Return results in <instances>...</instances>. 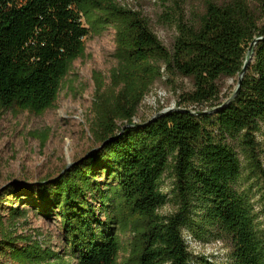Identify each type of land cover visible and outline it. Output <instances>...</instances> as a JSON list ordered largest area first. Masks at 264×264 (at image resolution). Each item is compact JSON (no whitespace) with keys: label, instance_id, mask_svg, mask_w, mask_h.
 Segmentation results:
<instances>
[{"label":"trees","instance_id":"1","mask_svg":"<svg viewBox=\"0 0 264 264\" xmlns=\"http://www.w3.org/2000/svg\"><path fill=\"white\" fill-rule=\"evenodd\" d=\"M159 1L161 20L175 28L170 49L117 0H0V112L50 108L84 40L112 27L109 84L93 73L90 134L99 147L36 191L41 212L58 217L69 257L75 264H264V222L252 188L242 185L245 175L254 180L264 203V0H206L191 18L186 0ZM257 38L237 95L220 103L221 81L237 84ZM162 78L187 79L192 89L173 111L135 123ZM166 176L170 194L161 189ZM169 202L174 211L161 214ZM25 214L10 209L11 219ZM185 232L201 244L224 242L228 257L192 263ZM10 240L3 246L14 264H66L36 243L17 249Z\"/></svg>","mask_w":264,"mask_h":264},{"label":"rangeland","instance_id":"2","mask_svg":"<svg viewBox=\"0 0 264 264\" xmlns=\"http://www.w3.org/2000/svg\"><path fill=\"white\" fill-rule=\"evenodd\" d=\"M205 1L186 0L183 7L186 17L191 18L200 13ZM117 2L146 18L161 43L166 48H171L176 36L175 28L161 20L165 9L159 0ZM83 47V56L74 61L56 102L50 108L38 114L0 112V218L3 223V227L0 226V264H14L8 257L9 252L4 251L3 245L8 238H11V246L14 248L36 243L42 250L62 258L66 264H75L74 259L69 257V247L58 217L41 212L36 191L42 180L57 177L99 147L90 134L95 92L93 73L100 74L106 86L109 84L110 73L116 67L115 31L109 27L98 35L91 33L84 40ZM236 85V79L221 81L220 103L232 97ZM191 89V82L187 79H176L173 83L162 78L144 98L134 122L142 123L159 112L177 108L179 96ZM189 109L194 110L193 107ZM203 110L207 111L208 108ZM44 138L46 142L42 145ZM258 139L263 151L261 162L264 165V136ZM98 180L103 185L108 182V177L98 175ZM15 185V188L8 189ZM172 185L171 178L166 176L161 189L170 194ZM242 185L243 188H252L259 222H264V203L259 199L257 184L254 180H248L245 175ZM9 206L14 209L23 208L25 216L11 219ZM174 209V205L169 202L160 213L168 215ZM184 235L187 236L192 263H196L200 257L221 262L229 255V248L224 242L201 244L193 241L188 233L185 232ZM122 241L121 261H124L127 258L126 249L130 236L125 235Z\"/></svg>","mask_w":264,"mask_h":264},{"label":"water","instance_id":"3","mask_svg":"<svg viewBox=\"0 0 264 264\" xmlns=\"http://www.w3.org/2000/svg\"><path fill=\"white\" fill-rule=\"evenodd\" d=\"M262 40H263V39H261V38H257V39H255V40L252 42V44L250 45V47L248 48L247 56H246V60H245L244 66H243V68H242V70H241V72H240V74H239V77H238V80H237L236 89H235V91H234V94H233L232 98H234V97L237 95V93H238V91H239V89H240V87H241L242 79H243V76H244L245 73H246L247 67H248V65H249V63H250V61H251L252 56H253V52H254V47H255V45H256L259 41H262ZM173 110H174V109H168V110H164V111H162V112H159L154 118L161 117V116L165 115L166 113L171 112V111H173ZM213 111H216V110H213Z\"/></svg>","mask_w":264,"mask_h":264}]
</instances>
